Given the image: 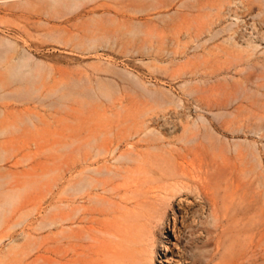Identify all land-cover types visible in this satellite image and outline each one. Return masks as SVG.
<instances>
[{
	"label": "rangeland",
	"instance_id": "obj_1",
	"mask_svg": "<svg viewBox=\"0 0 264 264\" xmlns=\"http://www.w3.org/2000/svg\"><path fill=\"white\" fill-rule=\"evenodd\" d=\"M262 36L264 0H0V264H264Z\"/></svg>",
	"mask_w": 264,
	"mask_h": 264
},
{
	"label": "bare ground",
	"instance_id": "obj_2",
	"mask_svg": "<svg viewBox=\"0 0 264 264\" xmlns=\"http://www.w3.org/2000/svg\"><path fill=\"white\" fill-rule=\"evenodd\" d=\"M238 3H240V2H238ZM259 36H261V35H259ZM19 67H21V66H19ZM100 183H102V182L98 181V179H96V178H88V179L85 178V180L83 179L77 185L76 191L82 192L86 195H90L93 192V190L98 189V186ZM161 219H159V220H161ZM67 221H70V223L75 224L77 222V213H73V214L68 215L66 217H58L57 218V220L55 222V226H54L55 231H50V233H52L54 235V237L51 239V243H58L61 241L62 229L65 225V222H67ZM73 237L77 240H80V237H82V236L80 234H74ZM153 253H154V242L150 241L149 244L147 245L146 257L143 260L144 264H151Z\"/></svg>",
	"mask_w": 264,
	"mask_h": 264
}]
</instances>
